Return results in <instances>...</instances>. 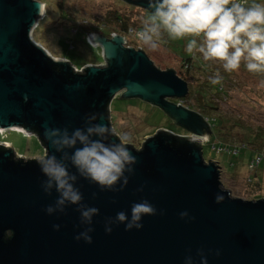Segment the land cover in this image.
Returning <instances> with one entry per match:
<instances>
[{"label": "water", "instance_id": "water-1", "mask_svg": "<svg viewBox=\"0 0 264 264\" xmlns=\"http://www.w3.org/2000/svg\"><path fill=\"white\" fill-rule=\"evenodd\" d=\"M125 1L152 11L149 0ZM43 9L39 0H0V129L36 135L32 128H37L45 152H51L46 127L72 130L97 113L104 117L99 123L115 129L110 105L122 94L162 108L196 135L210 136L206 118L171 100L189 93V83L172 67H157L143 48L125 46L122 35L109 39L92 32L89 41L102 47L106 63L77 70L34 39ZM175 135L160 128L141 148L128 143L137 163L126 173L123 191H102L80 178L85 203L100 210L92 243L75 238L84 230L77 227L76 206L66 214L45 211L56 193L43 192L38 159L17 161L6 145L10 150L0 151V264H184L188 254L199 264L201 248L209 264H264V197L233 196L221 180L219 162L204 158L202 143L180 135L190 144L178 146L171 142ZM145 199L157 211L144 216L143 228L114 224L111 233L105 231L106 218L119 211L130 215L131 204ZM182 212L188 215L181 217Z\"/></svg>", "mask_w": 264, "mask_h": 264}, {"label": "clouds", "instance_id": "clouds-1", "mask_svg": "<svg viewBox=\"0 0 264 264\" xmlns=\"http://www.w3.org/2000/svg\"><path fill=\"white\" fill-rule=\"evenodd\" d=\"M151 15L143 21L139 39L155 49L164 33L172 41L185 40L184 50L189 55L199 54L206 62H219L226 73L239 71L241 66L249 73H264V0H149ZM223 77L219 68L209 77L217 85ZM101 114L85 117L82 127H46L45 136L52 151L45 152L38 164L45 179L41 187L45 194L56 193L54 203L45 211L48 215L66 214L76 206L84 230L76 240L92 243L94 218L100 214L97 207L85 203L84 193L78 187L80 178L107 191H123L129 183L126 173L135 171L137 157L127 147L131 137L118 133L103 121ZM110 137L118 138L109 141ZM119 185V188H117ZM223 199L217 196V202ZM156 208L148 200L133 202L130 215L119 211L108 217L104 227L107 233L113 225L124 224L127 230L143 228L145 215L155 214ZM181 217L188 215L182 212ZM56 230L60 225H54ZM191 250H189L190 252ZM199 264H209L203 248L198 250ZM216 255L220 253L217 251ZM184 264H197L188 254Z\"/></svg>", "mask_w": 264, "mask_h": 264}, {"label": "rangeland", "instance_id": "rangeland-1", "mask_svg": "<svg viewBox=\"0 0 264 264\" xmlns=\"http://www.w3.org/2000/svg\"><path fill=\"white\" fill-rule=\"evenodd\" d=\"M39 1L46 5V11L44 17L39 19L33 37L52 55L68 59L78 67L86 63H100L105 59L102 47L92 45L89 34L97 32L111 39L112 33H117L125 37V46L143 47L157 67L163 70L172 67L178 74L190 78L189 89L191 87L196 94L187 103L200 109L196 100L197 90L204 81H209L210 72L197 68L202 62L197 63L196 68L192 66L190 69L185 60L188 53L182 47L184 40H168L167 34L164 33L155 49L144 44L135 34L137 28L143 30V21L147 18L142 7L131 6L132 3L126 4L124 0ZM115 13L129 20L131 28L127 33L113 30L119 28ZM104 30L110 33L107 34ZM226 78L224 87L227 96L214 91L212 95L213 93L207 89L209 95L214 97L213 104L217 107L209 110L207 114L222 119L224 123L221 125L218 123V127L212 128L213 136L211 133L210 139L203 145L204 158L219 162L222 168L221 180L224 186L231 190L233 196L252 199L260 194L264 197V161L251 166L252 160L257 157L254 147L250 145L241 147L237 154L228 151L217 153L212 150L214 143L219 144L214 141V134H219L220 139L227 138L226 142L243 139L246 142L256 139L257 142L256 133L264 131V73H249L242 65L239 71L226 73ZM110 114L115 129L119 133H127L131 137L130 142L136 148H141L144 140L155 136L160 128L178 135L192 136L191 131L176 123L162 108L140 98L117 95L111 102ZM21 131L0 129V142L3 139L10 141L2 143L13 148L16 158L39 160L45 153L44 145L37 135ZM200 138L202 139V136ZM257 184H261V187H257Z\"/></svg>", "mask_w": 264, "mask_h": 264}, {"label": "trees", "instance_id": "trees-1", "mask_svg": "<svg viewBox=\"0 0 264 264\" xmlns=\"http://www.w3.org/2000/svg\"><path fill=\"white\" fill-rule=\"evenodd\" d=\"M121 1H123V0H121ZM123 2L127 4V1L124 0ZM131 6H137V5H134L133 4ZM139 7H141V6H139ZM143 9L145 11V16L148 17V15L151 14V11H149L146 8H143ZM115 20H116L117 23H119L118 24L119 25V28L116 27L113 30L119 31L121 33H127L129 31V29L131 28V25L129 24V20H127L126 18L122 17L121 15H118V14L115 13ZM137 30L138 31H142L141 28H137ZM105 32L107 34L110 33V31H108V30H106ZM168 40L166 41L167 43L169 42ZM184 42L186 43L185 40H184ZM185 43L182 46L183 47V50H184V47H185ZM171 47H172V45H171ZM172 49H174V46L172 47ZM185 60H186V63H188L187 65H190V69H191L192 66H194L196 68V66H197L196 64L197 63L199 64V62L200 63L202 62V64L200 66H197V68H202V70H206V71L210 72V74L208 75L209 77L212 76V75H214L215 72H216V70L219 68V70L221 72V75L223 77L221 83H219L217 85H212V84L209 83V81L208 82L204 81L202 83L201 88H199L197 90V94L198 95H197V98H196V100H197V102L199 104V108L200 109H196L195 107H191L190 104L187 103L189 101V99L190 98H193L192 96L196 94V93H194L191 90V87L189 89V93L187 94V96H185L182 99V101L184 102V105L187 106L189 109L194 110L197 113H199L201 116H203L204 118H208L209 119L208 120V123H209L210 129L212 131L213 130L212 128L218 127V123H219V125H221V124L224 123V121L222 119H220V118L211 117V116H209L207 114L209 110L211 111L212 109H216L217 108L213 104L215 101L212 98H214V97L209 95L207 89L209 91H211V94L214 91V92H217V94H224L225 96H227V93H226V90H225V87H224L226 85L225 84V79H227L226 78V73L219 66V62H206V61H204L200 57L199 54H196V55H189V54H187ZM55 66L57 68H60L61 67V65H59V64H56ZM204 66H206V68H203ZM190 69H187V71H189ZM180 76L183 77L185 80L187 79L185 76H182V75H180ZM189 79L190 78H188L187 80H188V83L190 84L191 81ZM212 95H214V93ZM217 97H219V96L217 95ZM109 100L110 99H108L107 103L109 102ZM221 100H223V98H221ZM175 102H178V101L176 100ZM32 131H34L36 133V135L39 136V131H38L37 128H32ZM211 133H212L211 136H213V132H211ZM256 134H257V142H256V139H253L250 142L243 141L244 139L243 140H240V141H235L233 139L234 141H228V142H226L225 140H227V138L223 137V139H220L219 138V134H217V135L214 134V137H215L214 138V141L215 142H219L220 145L225 146L227 148H230V147H238V148H241V147L250 145V146L254 147V150L257 152V156H261L262 157V159H261L260 162H263L264 161V131H259ZM1 141L2 142H10V141L5 140V139H3ZM171 142L173 144H175V145L182 146V147H185V148H187L189 146V144H190V141H188L185 137H181L180 135L172 136L171 137ZM42 144H44V143L42 142ZM192 146L197 147V144L196 143L195 144H192ZM8 150H10V148L7 147L6 145H0V151L1 152H5V151H8ZM13 158H15L17 161H24V159L16 158L14 154H13ZM35 161H36L35 159H33V160L29 159V160H27L25 162H35ZM255 187H256V185H255ZM257 187H261V184H257ZM260 197H263V196L259 194L258 196L256 195L254 198H260ZM6 236L9 237L8 234Z\"/></svg>", "mask_w": 264, "mask_h": 264}, {"label": "built area", "instance_id": "built-area-1", "mask_svg": "<svg viewBox=\"0 0 264 264\" xmlns=\"http://www.w3.org/2000/svg\"><path fill=\"white\" fill-rule=\"evenodd\" d=\"M132 32H134L133 30H132ZM139 31L137 30L136 31V36H137V33H138ZM117 34V33H116ZM138 37V36H137ZM139 38V37H138ZM141 47V46H140ZM141 48H143V47H141ZM102 64H104V63H106V60L104 59V61H102L101 62ZM101 63H97V64H101ZM75 67H76V69L77 70H81V68L82 67H78V66H76L75 65ZM224 99H226V97H224ZM177 103H179L180 105H184V102L181 100V99H179L178 100V102ZM185 106V105H184ZM207 119V121L209 120L208 118H206ZM21 132H23V131H21ZM23 133H26V132H23ZM193 136H196V138H197V136H199V135H196V134H192ZM201 137V136H200ZM200 137H198L197 139H199ZM210 139V136L209 135H203L202 136V139L200 138L199 140L201 141V143H202V147H203V145H204V143L206 142V141H208ZM239 149L240 148H238V147H230V148H227V147H225V146H222V145H220V144H213L212 145V150L213 151H216L217 153H221V152H223V151H228L229 153H231V154H237L238 152H239ZM261 159H262V157L261 156H257V157H255L253 160H252V162H251V166H254L255 164H257V163H259L260 161H261Z\"/></svg>", "mask_w": 264, "mask_h": 264}, {"label": "bare ground", "instance_id": "bare-ground-1", "mask_svg": "<svg viewBox=\"0 0 264 264\" xmlns=\"http://www.w3.org/2000/svg\"><path fill=\"white\" fill-rule=\"evenodd\" d=\"M44 4V3H43ZM46 5L44 4V9H43V12H42V15H41V17H44V15H45V11H46ZM4 129H1V131H3ZM14 130H18V129H14ZM192 134H194L193 132H191ZM191 134V135H192ZM183 136V135H182ZM196 137V136H195Z\"/></svg>", "mask_w": 264, "mask_h": 264}, {"label": "flooded vegetation", "instance_id": "flooded-vegetation-1", "mask_svg": "<svg viewBox=\"0 0 264 264\" xmlns=\"http://www.w3.org/2000/svg\"><path fill=\"white\" fill-rule=\"evenodd\" d=\"M172 100V99H171ZM172 101H174V100H172ZM175 102V101H174Z\"/></svg>", "mask_w": 264, "mask_h": 264}]
</instances>
